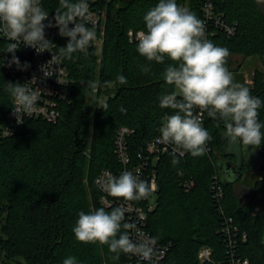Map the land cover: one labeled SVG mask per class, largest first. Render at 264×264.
<instances>
[{"label":"trees","instance_id":"obj_1","mask_svg":"<svg viewBox=\"0 0 264 264\" xmlns=\"http://www.w3.org/2000/svg\"><path fill=\"white\" fill-rule=\"evenodd\" d=\"M42 1L44 10L55 14L59 0ZM203 1L177 0V4L204 23ZM157 3H108L101 55L92 45L86 54L77 52L71 60L62 59L71 85L67 99L59 104L60 119L55 123L26 119L14 135L0 139V253L6 262L63 264L65 258L73 256L78 264H125L126 254L114 260L107 245L77 242L72 228L80 211L88 213L105 207L96 179L103 169L121 168L115 147L119 129L134 131L128 149L131 158L137 159L159 135L157 129L165 116L172 114L171 109L159 107L160 95L172 90L162 78L171 61L148 62L137 53L136 41L129 35L131 31L146 30L143 17ZM216 10L222 21L235 26V32L228 36L212 26L205 29L207 38L229 50L226 67L234 81L264 100V0H216ZM67 42L64 37L59 47ZM5 47L0 40L2 125L12 107V98L5 91L7 82L22 84L21 79L3 70ZM235 57H258L262 69L256 70L251 84L240 72L242 65L233 69ZM145 65L150 68L147 74L141 71ZM121 75L126 83L118 80ZM259 112L264 122V108ZM203 127L212 135L205 155H175L179 162L173 164L174 155L166 154L155 167L157 203L147 229L159 244L168 246L161 264H232L239 258L249 264H264V202L260 204L256 197L261 172L244 173V179L223 184L218 154H223L224 128L206 113ZM261 146L264 153V144ZM225 158L236 160L234 155ZM243 180L253 182L254 199L242 206L236 186ZM188 182L194 186L188 188ZM218 186L223 189L220 199L215 195ZM226 227L238 229L232 246L223 229ZM205 246L212 250L209 262L199 260V251Z\"/></svg>","mask_w":264,"mask_h":264},{"label":"clouds","instance_id":"obj_2","mask_svg":"<svg viewBox=\"0 0 264 264\" xmlns=\"http://www.w3.org/2000/svg\"><path fill=\"white\" fill-rule=\"evenodd\" d=\"M46 20L48 24L44 23ZM53 20L54 24L49 20V12L41 6V0H0V35L8 41L7 53L12 54L9 67H21L15 55L21 44L38 54L51 51V60L41 66L46 79L54 74L53 64L59 65L62 59L71 60L77 52L86 54L97 40L95 28L88 26V0H59ZM143 21L146 30L135 33L137 53L148 62L163 64L166 59L171 61L162 78L172 90L160 95L159 107L171 109L172 114L166 115L157 129L158 142L171 146L172 153L180 157L185 154L193 158L205 155L207 144L212 140V135L203 127L202 116L206 113L222 124L231 148L250 155V147L255 151L264 144V122L259 119L264 100L234 81L226 67L229 50L206 37L203 22L187 8L178 5L177 0H158L145 13ZM46 27H56L60 36L68 38L66 46L57 48L59 55L52 51L55 44L46 39ZM49 64L51 70L45 67ZM27 67L29 65L25 63L22 70ZM141 71L147 74L150 68L145 65ZM36 79L33 76L24 84L7 82L5 91L12 98V111L18 124L23 123L25 116L34 115L41 100V89L34 86ZM118 80L127 82L122 75ZM172 162H179L175 155ZM155 187L154 183L131 171L118 176L109 172L102 185L109 196L124 202L148 199ZM125 217L126 208L123 206L110 210L99 207L88 213L80 211L72 232L77 242L107 245L114 260L127 254L139 257L146 264H155L157 238L145 236L133 240L129 230L135 229L136 225L127 222ZM63 264L78 262L69 256Z\"/></svg>","mask_w":264,"mask_h":264},{"label":"built area","instance_id":"obj_3","mask_svg":"<svg viewBox=\"0 0 264 264\" xmlns=\"http://www.w3.org/2000/svg\"><path fill=\"white\" fill-rule=\"evenodd\" d=\"M112 0H88L89 3V12H90V22L89 27H94L97 33V40L94 42L96 47V53L101 55L103 44H104V20L106 17V6ZM41 6L43 7V1L41 0ZM202 14L204 17V26L208 30L210 27L215 26L221 28L226 32L228 36L234 35L235 26H230L226 22L222 21L216 10V0H204L202 3ZM55 14L49 13V20H53ZM48 20L44 21L45 24H48ZM72 25H70L71 27ZM59 30L56 27H51L45 29L46 39L52 41L55 45L52 46V51L59 55V41L64 37L58 34ZM132 40H135V33H129ZM207 37V36H206ZM0 40L7 43L8 41L0 35ZM15 55L20 60L21 67L18 69L16 65L8 66V61L11 60L12 54L7 53L6 47L3 51L2 58V67L4 72L12 77L19 78L22 81V84L30 81L33 76H35L36 84L35 87L41 89V100L38 102L36 107V112L32 117L25 116L23 123H17L16 117L13 115L12 107L9 113L7 122L5 125L0 124V139L14 135L20 127L24 124L26 119H41L47 122L55 123L61 117V111L59 109V104L67 99L68 89L71 85V79L67 67L63 63V60L60 61L59 65L53 64L52 70L53 75L44 79V74L41 71V66L47 64L51 60L53 53L51 51H45L43 53H36L31 47H25L21 44V47L17 50ZM27 63L29 67L26 70H22L24 64ZM46 68L51 70V65H46ZM60 69V70H59ZM247 83L249 81L246 80ZM251 84V83H249ZM47 92V93H45ZM45 93V94H44ZM13 106V104H12ZM203 124L205 120V114L202 116ZM134 133L133 130L129 128L119 129L115 141L116 153L118 156V161L121 165V168L117 171L111 169L101 170L99 176L96 179V184L99 190L101 191V204L107 208L123 206L126 208V221L129 223H134L136 228L129 230V235L133 240L142 239L145 236H150L151 233L147 229L148 218L150 213L154 210L157 203V192H158V181L157 173L155 167L160 159L166 154H173L171 146H165L158 142V136L151 140L145 149L140 151L137 159H132L128 149V139ZM176 155V154H173ZM124 171H131L133 174H139L141 179L152 182L155 184V191L148 199H142L140 201L134 202H124L122 199H116L109 196L105 191H103L102 185L106 178L107 173H112L113 175L118 176ZM188 188L194 186L193 182H188L186 185ZM217 193L215 194L218 199L223 197V189L221 186L216 188ZM223 228L229 234V245L236 243L235 237L238 234V229L233 227ZM231 228L234 232L230 235ZM222 229V230H223ZM234 237V239L232 238ZM243 239H246V235H243ZM157 255L154 257L155 264H161L165 259L168 246L161 245L158 243L155 245ZM127 255V254H126ZM212 258V250L209 247H202L199 251V260L201 262H209ZM0 264H14L6 262L2 254L0 253ZM125 264H146V262L139 259L137 256L127 255V260ZM232 264H249V261L246 259H235Z\"/></svg>","mask_w":264,"mask_h":264},{"label":"water","instance_id":"obj_4","mask_svg":"<svg viewBox=\"0 0 264 264\" xmlns=\"http://www.w3.org/2000/svg\"><path fill=\"white\" fill-rule=\"evenodd\" d=\"M238 58H233V61ZM242 58V57H241ZM244 59V58H242ZM241 65V64H239ZM233 67L236 69L239 67ZM250 155L245 153L243 150H235L231 148L225 139L224 136V148L223 154L219 157L218 167L219 173L221 176L222 183L227 185L230 183H235L240 178H242L244 172L243 167L246 166V172H262L264 169V153L262 150V146L252 151L251 147L249 148ZM227 155H234L236 160H228L225 157ZM236 196L240 203V205H245L250 203L254 199V190L248 188L246 185H239L236 186ZM263 244H264V237H263Z\"/></svg>","mask_w":264,"mask_h":264},{"label":"rangeland","instance_id":"obj_5","mask_svg":"<svg viewBox=\"0 0 264 264\" xmlns=\"http://www.w3.org/2000/svg\"><path fill=\"white\" fill-rule=\"evenodd\" d=\"M234 64V67H237L239 64L242 65L240 72L244 73L246 80L249 81V83H252L256 70L262 69V65L258 57H250L248 59H242L241 57H238L234 60ZM218 155L220 157L221 154ZM256 197H258L260 204L264 202V169L261 172L260 183L256 187Z\"/></svg>","mask_w":264,"mask_h":264},{"label":"crops","instance_id":"obj_6","mask_svg":"<svg viewBox=\"0 0 264 264\" xmlns=\"http://www.w3.org/2000/svg\"><path fill=\"white\" fill-rule=\"evenodd\" d=\"M244 172V171H243ZM245 174L247 173L246 171L244 172ZM252 173H256V172H249L248 174H252ZM242 179H244V176H242ZM252 183L253 182H251V180H248V183L247 182H245L244 180L243 181H241V182H239L238 183V185H237V187L239 186V185H246L248 188H250V189H254L253 188V186H252Z\"/></svg>","mask_w":264,"mask_h":264},{"label":"flooded vegetation","instance_id":"obj_7","mask_svg":"<svg viewBox=\"0 0 264 264\" xmlns=\"http://www.w3.org/2000/svg\"><path fill=\"white\" fill-rule=\"evenodd\" d=\"M235 158H236V157H235ZM235 158H234V159H235Z\"/></svg>","mask_w":264,"mask_h":264}]
</instances>
